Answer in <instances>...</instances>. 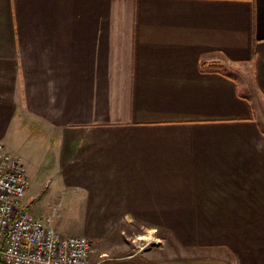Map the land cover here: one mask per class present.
<instances>
[{
  "label": "crops",
  "instance_id": "obj_1",
  "mask_svg": "<svg viewBox=\"0 0 264 264\" xmlns=\"http://www.w3.org/2000/svg\"><path fill=\"white\" fill-rule=\"evenodd\" d=\"M260 115L264 0H0V146L34 139L24 204L82 209L89 264H264Z\"/></svg>",
  "mask_w": 264,
  "mask_h": 264
},
{
  "label": "built area",
  "instance_id": "obj_2",
  "mask_svg": "<svg viewBox=\"0 0 264 264\" xmlns=\"http://www.w3.org/2000/svg\"><path fill=\"white\" fill-rule=\"evenodd\" d=\"M29 187L21 159L0 146V264H88L89 239L34 215L24 204Z\"/></svg>",
  "mask_w": 264,
  "mask_h": 264
},
{
  "label": "rangeland",
  "instance_id": "obj_3",
  "mask_svg": "<svg viewBox=\"0 0 264 264\" xmlns=\"http://www.w3.org/2000/svg\"><path fill=\"white\" fill-rule=\"evenodd\" d=\"M237 78H239L241 82L246 81V75H243L242 73H238ZM260 116L261 117H259V120L261 124L264 125V116L262 115ZM28 134L29 133L27 132L25 133V131L24 134L23 133L15 134L14 137H12L11 134H9L2 142V145L6 147V151L13 156L19 157L22 163L24 164V166H26L25 157L27 154V150L31 148L30 142L34 140L30 138ZM25 135H27L26 138H24ZM41 145L42 144L39 143L38 149L36 150V152H38L39 154H42L44 150V148ZM32 148H36V146ZM30 189L34 193L43 191V189H41V187L38 184L34 185L33 183L31 184ZM61 197L62 196L56 195L55 193L49 195L46 194L45 192V194H43L40 201H37L38 203L35 206V210H38L40 212V215L51 216L52 217V220L50 222L52 223L51 226L55 229L56 228L59 229V231H68V232L85 231L86 227L90 225L91 221L88 219L85 220L82 217L84 216L83 211L82 209H79V207H77L76 204L73 203L70 204L67 202L68 199L62 200ZM123 225L125 226V228L123 229L124 231H145V229H142L138 226L135 227L133 224H132L133 226H129L128 224L125 223ZM165 244H167V242H165ZM166 249L167 247L163 249L165 253H167ZM155 251L157 252L160 251L159 253H161V250H155ZM176 256L177 258H183L182 257L183 253L177 251Z\"/></svg>",
  "mask_w": 264,
  "mask_h": 264
},
{
  "label": "trees",
  "instance_id": "obj_4",
  "mask_svg": "<svg viewBox=\"0 0 264 264\" xmlns=\"http://www.w3.org/2000/svg\"><path fill=\"white\" fill-rule=\"evenodd\" d=\"M208 67L215 68V69H221L222 68V66L219 63H210L208 65Z\"/></svg>",
  "mask_w": 264,
  "mask_h": 264
}]
</instances>
